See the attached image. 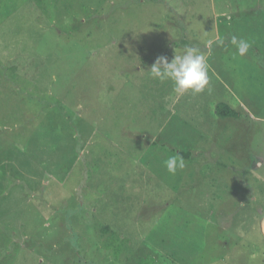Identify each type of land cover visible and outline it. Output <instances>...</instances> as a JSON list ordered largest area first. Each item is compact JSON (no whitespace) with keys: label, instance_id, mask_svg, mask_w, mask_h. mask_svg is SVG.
<instances>
[{"label":"rangeland","instance_id":"obj_1","mask_svg":"<svg viewBox=\"0 0 264 264\" xmlns=\"http://www.w3.org/2000/svg\"><path fill=\"white\" fill-rule=\"evenodd\" d=\"M0 264H264V0H0Z\"/></svg>","mask_w":264,"mask_h":264},{"label":"clouds","instance_id":"obj_2","mask_svg":"<svg viewBox=\"0 0 264 264\" xmlns=\"http://www.w3.org/2000/svg\"><path fill=\"white\" fill-rule=\"evenodd\" d=\"M231 44L235 46L236 53L244 56L251 44L243 38L231 37ZM213 41L208 42L211 48ZM217 45L224 43L223 39L215 41ZM151 78L160 82H171L173 91L178 95L191 93L196 95L202 93L209 84L208 64L205 56L197 48L187 47L182 55L174 54L169 60L166 56L156 59L149 70ZM164 165L170 174L175 175L177 169L185 167L182 156L175 155L169 157Z\"/></svg>","mask_w":264,"mask_h":264},{"label":"trees","instance_id":"obj_3","mask_svg":"<svg viewBox=\"0 0 264 264\" xmlns=\"http://www.w3.org/2000/svg\"><path fill=\"white\" fill-rule=\"evenodd\" d=\"M215 114L220 118H227V119H237L239 118L240 112L233 108L229 103L226 101H218L215 104ZM177 154L182 156L183 158L189 157L190 152H184L182 150H178ZM114 249L117 251L119 249V245L117 244Z\"/></svg>","mask_w":264,"mask_h":264},{"label":"crops","instance_id":"obj_4","mask_svg":"<svg viewBox=\"0 0 264 264\" xmlns=\"http://www.w3.org/2000/svg\"><path fill=\"white\" fill-rule=\"evenodd\" d=\"M243 110H244V109H243ZM246 114H247L248 116H251L249 112H246ZM222 122H224V121H222ZM222 122L220 123V127H222V124H223Z\"/></svg>","mask_w":264,"mask_h":264}]
</instances>
